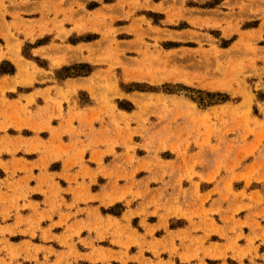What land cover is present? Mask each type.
<instances>
[{
    "label": "rangeland",
    "instance_id": "1",
    "mask_svg": "<svg viewBox=\"0 0 264 264\" xmlns=\"http://www.w3.org/2000/svg\"><path fill=\"white\" fill-rule=\"evenodd\" d=\"M90 1L0 0V63L13 67L4 57L18 52L28 64L29 87L3 100L20 155L45 148L22 129H42L31 123L50 110L56 126L74 110L93 154L103 149L57 182L30 180L24 160L17 174L0 172V210H34L31 197L48 196L80 212L56 235L0 225V264H264V0ZM42 87L52 88L33 93Z\"/></svg>",
    "mask_w": 264,
    "mask_h": 264
},
{
    "label": "crops",
    "instance_id": "2",
    "mask_svg": "<svg viewBox=\"0 0 264 264\" xmlns=\"http://www.w3.org/2000/svg\"><path fill=\"white\" fill-rule=\"evenodd\" d=\"M45 1V0H43ZM151 7L152 9L157 8L161 3H163L165 0H151ZM210 1V0H209ZM42 2V1H41ZM120 0H113L112 5H118ZM228 2L231 3H238L239 0H221L220 4L223 6L226 5ZM101 4L99 2H96L94 0L90 1L88 6H92L91 4ZM87 6V8H88ZM33 10H36L37 7H33ZM100 9V8H99ZM155 18H159L161 16L160 12L153 11L152 14ZM38 20V19H36ZM48 35V36H47ZM85 34L79 35L77 34L78 38H83ZM47 37H49V34L45 35H37L35 36L34 40H45ZM34 41V42H35ZM83 40H79L77 42V46L85 45ZM33 42V41H32ZM48 44V43H47ZM38 45L37 47H34L32 49L33 55H38L37 53L43 52L45 49H48L51 45L50 43ZM20 57V55H7L4 59H9L13 63V67L9 66L5 62L2 61L0 63V115L2 117L0 118V151H3L5 147H7L8 152H2L0 158L1 161L6 165L7 170L0 168V172L3 173V176L11 177L14 173L17 174V171H15V168L17 165L22 164L21 160L26 161V168L29 170V172L25 173L24 176H27L30 178V180L34 181H41V180H50L54 179V182L58 181V178H61L62 175L64 177V171L66 168H76L77 166H80L81 164L79 161L89 154L90 160H93V158L97 157L99 158L101 156L100 152L103 151L101 149L99 152H97L95 155L93 154V149L90 148V144H93L94 137L91 132V130L86 131L84 129L81 131L84 127V124L79 121V118L75 116L76 112L73 110L68 111L66 110L64 112V115L60 117L58 125H54V119H51L52 111L50 110L49 113H46V111L41 112L43 114V118H49L50 120H47V123L42 125L40 122H37L35 119L33 123L35 127L42 128L40 130H36L34 128H23L28 129V131H31L34 133L31 138L32 139H38L43 141L45 143V148H40V151H31L26 152L23 151V153L26 154V158L20 155L19 150V143L21 136L18 133L11 134L9 132L11 131H18L15 127H7L4 129L5 124H9L10 121H13L14 118V112L10 111L11 109H7V111H4V103L3 100L8 102V105H13V103L17 102L19 99L18 96L19 90L23 87H29V85L21 84L22 79V73L19 71L17 65L15 62L17 61V58ZM22 58V57H20ZM3 59V58H2ZM11 63V64H12ZM10 64V65H11ZM8 66L10 70L8 71H2L3 67ZM37 70L45 71L48 69L47 67H39L36 65ZM31 71V68L29 69ZM65 88H70L72 90H75L77 94H79V89L87 90L90 93L92 90L89 89L90 82L88 81H81V80H75V79H68L67 82L64 83ZM53 87V86H52ZM52 87H42V88H35V91L33 93L40 92L41 94H44L48 88ZM4 93V94H3ZM31 93V94H33ZM29 94L28 96H30ZM42 100L44 103L43 107H46L45 99L42 96H39L36 98V103L39 104V102ZM34 117L36 118V114L39 112L36 108L33 109ZM6 113V118L3 117V115ZM72 127L75 128V130L72 129ZM52 129H58V133L60 137L58 139H55L52 134ZM86 131V133H85ZM81 133H85L87 140L84 141L83 138L80 136ZM44 134H48L49 137L45 139L43 137ZM55 139V141H54ZM51 140V142H49ZM53 140V141H52ZM42 142L36 141L34 144L37 146H43ZM74 170V169H73ZM79 171H71L67 172V174L71 176H77ZM62 198V195L60 194L59 199ZM31 203L34 204V210H20L19 213L11 212L6 209L0 210V225H4L5 227H10L13 229H21V230H29V225L33 224L36 228L40 227L42 230L51 231L53 235H56V230L60 229L62 226V222L65 219H68V217H73L74 215H78L80 212L78 209H76L75 213L73 211H67L63 208H58L57 206H53V198L46 196L44 201H37L34 197H31ZM21 206V203H20ZM96 212V211H95ZM113 218V217H112ZM77 221H81L80 217L71 219V224H75ZM24 226V227H22ZM65 231L66 228H63ZM95 238L92 235H88V241L91 243ZM29 242L25 240V243Z\"/></svg>",
    "mask_w": 264,
    "mask_h": 264
},
{
    "label": "bare ground",
    "instance_id": "3",
    "mask_svg": "<svg viewBox=\"0 0 264 264\" xmlns=\"http://www.w3.org/2000/svg\"><path fill=\"white\" fill-rule=\"evenodd\" d=\"M17 56L19 55L18 54V52L17 53H15ZM168 56H170V55H168ZM172 57V56H171ZM174 57V56H173ZM3 57H1L0 56V59H2ZM163 58H165V57H163ZM169 58V57H168ZM158 59H160V58H158ZM173 59V58H172ZM171 59V60H172ZM175 59V58H174ZM155 60H156V57H155ZM58 61V60H57ZM60 61H62V60H60ZM59 61V62H60ZM159 61V60H158ZM173 61V60H172ZM171 61V62H172ZM161 62V61H160ZM163 62V61H162ZM161 62V63H162ZM168 62H169V59H168ZM170 62V63H171ZM15 64L17 65V67H18V69H19V71L22 73V74H24L25 72H27L26 70H27V67H28V64L25 62V60L23 59V58H20V57H18L17 58V61L15 62ZM58 65H60V64H58ZM164 65V64H163ZM208 67V66H207ZM34 70V69H33ZM35 71V70H34ZM28 73H30V72H28ZM26 75H28V74H26ZM182 76H183V74H182ZM185 77V76H184ZM179 80V79H178ZM183 80V79H182ZM214 83H216V82H214ZM204 84V83H203ZM209 84V83H208ZM220 84V83H219ZM216 85V84H213V83H211L210 85H206V84H204V85H206V86H204L205 88H207V89H211V90H220V91H222V90H224L225 89V87L223 88V86L222 85ZM201 85V84H200ZM202 86V85H201ZM223 88V89H222ZM89 89H90V87H89Z\"/></svg>",
    "mask_w": 264,
    "mask_h": 264
}]
</instances>
